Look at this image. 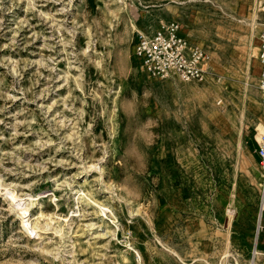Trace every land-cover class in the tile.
<instances>
[{
    "label": "rangeland",
    "instance_id": "374dc122",
    "mask_svg": "<svg viewBox=\"0 0 264 264\" xmlns=\"http://www.w3.org/2000/svg\"><path fill=\"white\" fill-rule=\"evenodd\" d=\"M173 20L203 82L133 56ZM263 27L264 0H0V264H248Z\"/></svg>",
    "mask_w": 264,
    "mask_h": 264
},
{
    "label": "built area",
    "instance_id": "2783aa9c",
    "mask_svg": "<svg viewBox=\"0 0 264 264\" xmlns=\"http://www.w3.org/2000/svg\"><path fill=\"white\" fill-rule=\"evenodd\" d=\"M133 56L141 69L154 79L172 78L184 83L203 82L209 72L207 51L190 42L175 20L163 23L152 32H138ZM257 61V89L264 105V27L259 34ZM256 135L254 154L258 159L260 183L256 204L255 244L248 264H264V251H257L261 241H264V133L259 139H256Z\"/></svg>",
    "mask_w": 264,
    "mask_h": 264
},
{
    "label": "bare ground",
    "instance_id": "6f19581e",
    "mask_svg": "<svg viewBox=\"0 0 264 264\" xmlns=\"http://www.w3.org/2000/svg\"><path fill=\"white\" fill-rule=\"evenodd\" d=\"M209 76V75H207ZM260 133L263 134L264 133V128H261ZM257 137V135H256ZM259 138V137H257ZM5 198L6 200L9 202V205L11 208L15 209L17 211V214L21 220L22 226L28 231V233L32 234L34 233V229L35 226L34 225H29L28 223H26V220L24 218H26V214L28 211L29 206L32 203H21L18 201V198L16 195H14V193L9 192L8 190H5ZM259 252V250H257Z\"/></svg>",
    "mask_w": 264,
    "mask_h": 264
},
{
    "label": "crops",
    "instance_id": "0c3cea01",
    "mask_svg": "<svg viewBox=\"0 0 264 264\" xmlns=\"http://www.w3.org/2000/svg\"><path fill=\"white\" fill-rule=\"evenodd\" d=\"M259 43V42H258ZM258 52V51H257ZM247 148L249 149V150H251L252 152H253V154H254V150H255V148H256V143H255V139H254V136H252V138H250V139H248V142H247ZM253 159H254V162L258 165V159H257V157L255 156V154H254V157H253ZM261 244H264V241H261ZM254 245V244H253ZM253 247V246H252ZM262 263H264V262H262Z\"/></svg>",
    "mask_w": 264,
    "mask_h": 264
}]
</instances>
